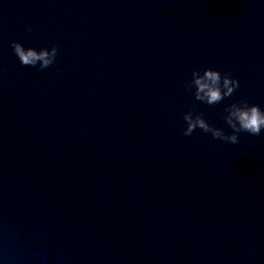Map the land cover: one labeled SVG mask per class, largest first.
<instances>
[{
    "label": "water",
    "instance_id": "water-1",
    "mask_svg": "<svg viewBox=\"0 0 264 264\" xmlns=\"http://www.w3.org/2000/svg\"><path fill=\"white\" fill-rule=\"evenodd\" d=\"M209 66L240 80L210 123L264 108L261 0H0V264H264V134H182Z\"/></svg>",
    "mask_w": 264,
    "mask_h": 264
},
{
    "label": "clouds",
    "instance_id": "clouds-1",
    "mask_svg": "<svg viewBox=\"0 0 264 264\" xmlns=\"http://www.w3.org/2000/svg\"><path fill=\"white\" fill-rule=\"evenodd\" d=\"M264 3V0H261ZM31 32V25L26 27ZM12 52L22 66L44 70L53 65L58 54V46H25L19 40L11 41ZM60 70L59 68L57 69ZM185 90L193 96L191 107L182 115L186 126L182 129L185 137L190 136L194 130L200 129L210 134L213 140H220L232 145L239 143L240 134L250 136L264 134V108L257 103H250L246 98L233 100L224 107L223 121L227 126H214L205 118V114L197 109L196 102L213 106L221 103L240 87L238 77L231 71H221L217 67L193 68L190 77L183 81Z\"/></svg>",
    "mask_w": 264,
    "mask_h": 264
}]
</instances>
